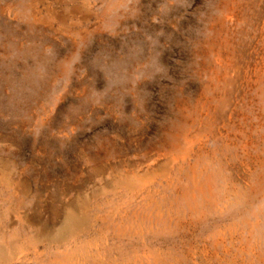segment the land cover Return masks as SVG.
<instances>
[{
  "label": "rangeland",
  "instance_id": "rangeland-1",
  "mask_svg": "<svg viewBox=\"0 0 264 264\" xmlns=\"http://www.w3.org/2000/svg\"><path fill=\"white\" fill-rule=\"evenodd\" d=\"M0 264H264V0H0Z\"/></svg>",
  "mask_w": 264,
  "mask_h": 264
}]
</instances>
